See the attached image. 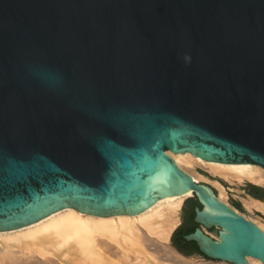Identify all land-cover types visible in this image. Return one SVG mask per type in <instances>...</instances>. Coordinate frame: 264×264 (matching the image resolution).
I'll use <instances>...</instances> for the list:
<instances>
[{
	"label": "water",
	"instance_id": "1",
	"mask_svg": "<svg viewBox=\"0 0 264 264\" xmlns=\"http://www.w3.org/2000/svg\"><path fill=\"white\" fill-rule=\"evenodd\" d=\"M168 153L264 171V0H0V234L195 198L178 257L264 264V232Z\"/></svg>",
	"mask_w": 264,
	"mask_h": 264
},
{
	"label": "bare ground",
	"instance_id": "2",
	"mask_svg": "<svg viewBox=\"0 0 264 264\" xmlns=\"http://www.w3.org/2000/svg\"><path fill=\"white\" fill-rule=\"evenodd\" d=\"M176 165L193 181H209L217 198L228 204L226 190L217 181L197 173L198 168L236 186L250 183L264 188V171L238 166L207 164L191 156H172ZM184 198L172 205H160L140 217L80 216L63 213L31 229L0 234V264H216L185 261L170 249L169 236L179 223ZM245 217L264 232V224L252 217H264V200L245 196ZM248 264H260L251 260Z\"/></svg>",
	"mask_w": 264,
	"mask_h": 264
},
{
	"label": "rangeland",
	"instance_id": "3",
	"mask_svg": "<svg viewBox=\"0 0 264 264\" xmlns=\"http://www.w3.org/2000/svg\"><path fill=\"white\" fill-rule=\"evenodd\" d=\"M197 173L205 176L210 181H217L218 183H220L226 190L225 199H226L228 205H230L232 208H234L235 210H237L238 212H240L241 214H243L245 216L247 211L244 208L243 203H242V199H241L245 196H242L241 192L247 186V184H250V183L245 182L241 185L236 186L235 184H231L228 181H226L220 177H213L209 172H207L206 170H204L202 168H198ZM201 183L207 184L208 186H210L215 191L216 195L218 194L217 188L213 184H211L209 181H201ZM190 199H192V198H190ZM187 201H188V199H185L182 204H187ZM236 205L239 206V209H238V207H236ZM181 210H182V205L180 208L179 223H180V217H181ZM252 218L256 219L257 222L264 224V217H262L260 214H257V217L254 215ZM247 219L252 221V219H250V218H247ZM179 223H178L177 227L172 231V233L169 236V245L171 244V239H172V235H174V231L176 229H179ZM253 223H255V222H253Z\"/></svg>",
	"mask_w": 264,
	"mask_h": 264
},
{
	"label": "trees",
	"instance_id": "4",
	"mask_svg": "<svg viewBox=\"0 0 264 264\" xmlns=\"http://www.w3.org/2000/svg\"><path fill=\"white\" fill-rule=\"evenodd\" d=\"M243 190L246 191V194L252 198L260 199V200L264 199V189L261 187L247 184V186ZM187 204H189V207L187 208L186 219L192 224V226L186 229L183 228L176 229L173 235V238L176 239L177 237V243H175L177 250L185 256H189L194 253L198 254V250L195 243L186 242L183 239V236L192 233L194 229L197 227L193 222V218H194V208L199 207V204L195 198L188 199ZM236 207H238L239 209L238 205H236Z\"/></svg>",
	"mask_w": 264,
	"mask_h": 264
},
{
	"label": "crops",
	"instance_id": "5",
	"mask_svg": "<svg viewBox=\"0 0 264 264\" xmlns=\"http://www.w3.org/2000/svg\"><path fill=\"white\" fill-rule=\"evenodd\" d=\"M242 196H249V195H245L246 194V191L242 190ZM250 197V196H249Z\"/></svg>",
	"mask_w": 264,
	"mask_h": 264
},
{
	"label": "flooded vegetation",
	"instance_id": "6",
	"mask_svg": "<svg viewBox=\"0 0 264 264\" xmlns=\"http://www.w3.org/2000/svg\"><path fill=\"white\" fill-rule=\"evenodd\" d=\"M172 245H173V244H172ZM173 247H174L175 249H177L175 245H173Z\"/></svg>",
	"mask_w": 264,
	"mask_h": 264
}]
</instances>
